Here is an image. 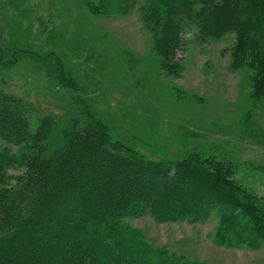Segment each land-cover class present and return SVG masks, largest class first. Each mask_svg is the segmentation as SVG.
<instances>
[{
  "label": "rangeland",
  "instance_id": "374dc122",
  "mask_svg": "<svg viewBox=\"0 0 264 264\" xmlns=\"http://www.w3.org/2000/svg\"><path fill=\"white\" fill-rule=\"evenodd\" d=\"M168 1L0 0V98L30 110L32 128L47 117L46 156L93 122L123 149L185 164L233 195L197 220L125 219L112 239L125 253L142 258L151 247L189 264H264L262 236L252 233L262 238L252 246L248 228L225 242L219 235L227 215L241 231L264 218V45L240 38L264 40V14L256 30L206 33L185 19L174 27ZM25 144L0 141L11 176L25 171L13 165Z\"/></svg>",
  "mask_w": 264,
  "mask_h": 264
},
{
  "label": "trees",
  "instance_id": "16d2710c",
  "mask_svg": "<svg viewBox=\"0 0 264 264\" xmlns=\"http://www.w3.org/2000/svg\"><path fill=\"white\" fill-rule=\"evenodd\" d=\"M167 5L174 27L185 19L206 33L229 26L241 27L242 33L248 25L256 30L264 14V0H169ZM240 38L244 47L264 45L261 36ZM13 106L0 98V141L19 137L31 144L12 154L13 165L25 170L16 176L9 174L11 157L0 152V264H189L151 247L139 258L112 239L127 226V218L150 214L163 222L197 220L233 197L213 187L215 179L199 181L185 164L153 162L123 149L93 122L74 129L46 156L47 117L32 128L30 110ZM248 205L253 215L251 208L260 209L257 202ZM227 219L229 226L219 229L221 242L231 240L227 233L245 235V228L253 231L244 238L252 246L264 238V218L246 223L243 231L232 215Z\"/></svg>",
  "mask_w": 264,
  "mask_h": 264
}]
</instances>
